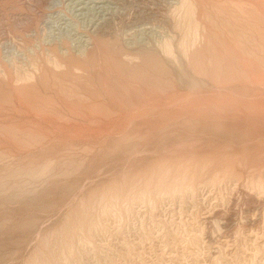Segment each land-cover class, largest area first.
I'll use <instances>...</instances> for the list:
<instances>
[{"label":"rangeland","instance_id":"obj_1","mask_svg":"<svg viewBox=\"0 0 264 264\" xmlns=\"http://www.w3.org/2000/svg\"><path fill=\"white\" fill-rule=\"evenodd\" d=\"M0 264H264V0H0Z\"/></svg>","mask_w":264,"mask_h":264}]
</instances>
